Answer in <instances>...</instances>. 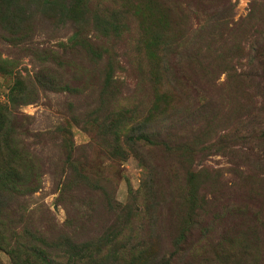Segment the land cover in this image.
Wrapping results in <instances>:
<instances>
[{
	"label": "rangeland",
	"instance_id": "374dc122",
	"mask_svg": "<svg viewBox=\"0 0 264 264\" xmlns=\"http://www.w3.org/2000/svg\"><path fill=\"white\" fill-rule=\"evenodd\" d=\"M0 264H264V0H0Z\"/></svg>",
	"mask_w": 264,
	"mask_h": 264
},
{
	"label": "trees",
	"instance_id": "16d2710c",
	"mask_svg": "<svg viewBox=\"0 0 264 264\" xmlns=\"http://www.w3.org/2000/svg\"><path fill=\"white\" fill-rule=\"evenodd\" d=\"M19 158V157H18ZM10 169H12L11 167H10ZM6 186V185H5ZM8 187V186H7Z\"/></svg>",
	"mask_w": 264,
	"mask_h": 264
}]
</instances>
